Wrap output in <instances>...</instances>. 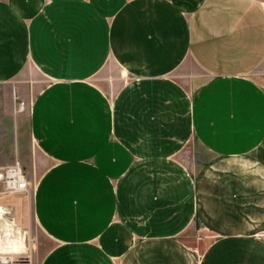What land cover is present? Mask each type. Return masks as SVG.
<instances>
[{"label":"crops","instance_id":"crops-1","mask_svg":"<svg viewBox=\"0 0 264 264\" xmlns=\"http://www.w3.org/2000/svg\"><path fill=\"white\" fill-rule=\"evenodd\" d=\"M69 1L0 0V85L48 83L41 264H264V0ZM117 61L138 80L89 84Z\"/></svg>","mask_w":264,"mask_h":264},{"label":"rangeland","instance_id":"rangeland-1","mask_svg":"<svg viewBox=\"0 0 264 264\" xmlns=\"http://www.w3.org/2000/svg\"><path fill=\"white\" fill-rule=\"evenodd\" d=\"M68 3L70 4L68 8L75 7L72 5L73 0ZM17 24L16 22V33L20 34L19 38L23 44L25 32ZM24 49L22 45V52ZM123 67L119 61L110 63V66L93 78L89 84L100 85L110 90L111 94L122 83L131 79L138 80L135 75H123L121 70ZM190 68L192 70L193 66ZM197 75L200 76L198 70ZM254 75L264 83V66ZM47 85L45 79L32 71H27L18 77L16 82L0 85V167L16 162L21 163L32 184L29 193L16 195L6 194L0 186V207L4 210L0 216V264H41L47 251L53 246L52 241L47 238L35 221L31 206L34 186L49 165V161L31 139L30 109L35 96ZM12 199H16V205L8 203ZM255 238L257 241L264 242V229L257 233ZM217 239L213 236L206 238L204 232L201 231L190 243L195 248L197 259H202L206 246ZM14 242L19 248L16 251L12 250Z\"/></svg>","mask_w":264,"mask_h":264},{"label":"built area","instance_id":"built-area-1","mask_svg":"<svg viewBox=\"0 0 264 264\" xmlns=\"http://www.w3.org/2000/svg\"><path fill=\"white\" fill-rule=\"evenodd\" d=\"M264 9V2L262 3ZM0 186L6 194H27L31 189V182L21 163L0 167Z\"/></svg>","mask_w":264,"mask_h":264},{"label":"bare ground","instance_id":"bare-ground-1","mask_svg":"<svg viewBox=\"0 0 264 264\" xmlns=\"http://www.w3.org/2000/svg\"><path fill=\"white\" fill-rule=\"evenodd\" d=\"M0 216H2V214H0ZM4 220V219H3ZM5 226V225H4ZM12 230V229H11ZM8 231V230H7ZM21 240V239H20ZM22 241V240H21ZM10 243V242H9ZM12 243V242H11ZM8 246V245H7ZM22 246V245H21ZM23 247V246H22ZM10 248V247H9ZM19 248H18V246H17V243L16 242H14L13 244H12V250L13 251H16V250H18Z\"/></svg>","mask_w":264,"mask_h":264},{"label":"clouds","instance_id":"clouds-1","mask_svg":"<svg viewBox=\"0 0 264 264\" xmlns=\"http://www.w3.org/2000/svg\"><path fill=\"white\" fill-rule=\"evenodd\" d=\"M4 210L3 209H0V214H3Z\"/></svg>","mask_w":264,"mask_h":264}]
</instances>
